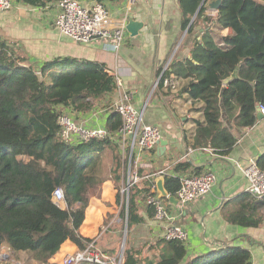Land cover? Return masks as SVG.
Instances as JSON below:
<instances>
[{"label":"trees","instance_id":"obj_1","mask_svg":"<svg viewBox=\"0 0 264 264\" xmlns=\"http://www.w3.org/2000/svg\"><path fill=\"white\" fill-rule=\"evenodd\" d=\"M35 7H44L60 0H15ZM121 2L122 0H93ZM207 1V0H206ZM182 12V30H189L205 17L202 0H178ZM230 35L215 40L214 31H205L195 41L192 61L176 62L172 70L185 80L181 91L194 101L202 102L203 120L196 122L193 146H207L227 155L237 137L224 122L233 119V126L242 131L256 121V106H264V0H222L215 15L205 21ZM18 49L0 37V248L7 246L22 264H47L70 240L79 249L93 241L81 235L79 228L92 197L111 179L120 205L121 223L127 229L142 223L139 202L150 194L153 180L131 183L126 197V175L129 149L121 153L117 131L121 116L111 111L104 138L68 142L59 135L58 107L85 112L117 89L116 77L104 63L85 62L70 56H56L33 66ZM235 73L226 84L223 80ZM164 77L158 88L161 89ZM118 138H117V137ZM117 138V140H115ZM264 171V152L256 159ZM190 168L187 162L173 165L175 172ZM141 173V171L139 170ZM164 185L176 195L180 176L164 174ZM60 188L64 207L53 201V192ZM124 188V189H123ZM264 200L249 192L243 195L238 208L228 215L231 223L259 226L264 219ZM149 215L154 214L149 205ZM161 254L156 262L139 258V250L124 248L121 264H179L186 255L181 240L159 239ZM190 259L187 264H250L249 249L231 247ZM211 253L206 254L209 255ZM1 264V262H0Z\"/></svg>","mask_w":264,"mask_h":264},{"label":"crops","instance_id":"obj_2","mask_svg":"<svg viewBox=\"0 0 264 264\" xmlns=\"http://www.w3.org/2000/svg\"><path fill=\"white\" fill-rule=\"evenodd\" d=\"M79 1L84 6L93 3V0ZM105 5L113 23L125 17L127 25L128 17L132 15L134 20L143 24L135 36H131L125 27L124 43L117 49L102 38L76 43L62 34L54 24L57 2L44 7L16 2L6 15L0 17V37L16 47L19 44L29 47L26 53L30 54V63L36 66L56 56L105 64L108 73L116 77L115 92L85 112L72 111L70 107L64 106L58 109L87 126L106 127L108 115L114 111L113 104L127 94L131 103L142 111L143 121L159 128L162 137L168 141L162 154H158V145L154 149L139 150L116 136L121 153L125 147L129 149L126 185L131 174L139 176L136 183L142 179L154 181L159 176L156 173L161 170L164 174L180 176V179L204 171L215 174L216 181L211 190L198 200L184 204L179 202L181 206L177 207L161 198L169 214L167 219L157 220L154 214H148L147 198L139 202L143 222L131 226L126 233L127 246L138 249L139 258L156 262L161 254V246H157V241L165 239L166 227L174 223L187 233V239L183 241L186 255L179 264H187L190 259L205 255L201 260L203 263L216 256L211 252L231 247L249 249L250 264H264V219L257 227H246L228 220V215L238 208L243 195L248 193L245 167L251 161L256 162L264 152V117L256 118L251 127L238 131L232 125L234 120L224 116V122L237 137L227 155H221L207 146H193L196 122L203 120L202 102L192 100L181 91L185 80L172 71L176 62L185 65L187 61H192L194 42L200 41L209 28L214 31L217 42L229 36L230 29H221L214 24L206 27L208 25L203 18L191 30L188 27L182 30V12L178 0H135L132 5L122 0L106 2ZM215 13L207 8L205 16ZM234 76L235 73L227 78L232 79ZM163 77V85L159 89L157 86ZM177 162H187L190 168L175 172L173 165ZM116 192L112 180L106 179L99 188V195L90 199L79 228L81 235L93 239L95 250L108 255L106 264L119 262L121 254H117V250L119 245L122 246L127 220L121 223ZM126 192L127 197L128 190ZM78 249L70 240H66L47 264H64L65 256ZM208 253L211 254L206 256ZM11 258H16L15 253L7 246H2L1 264H11ZM16 261L22 264L18 259Z\"/></svg>","mask_w":264,"mask_h":264},{"label":"built area","instance_id":"obj_3","mask_svg":"<svg viewBox=\"0 0 264 264\" xmlns=\"http://www.w3.org/2000/svg\"><path fill=\"white\" fill-rule=\"evenodd\" d=\"M134 2L135 0H127L128 5H132ZM15 4V0H0V12L10 11ZM54 24L62 34L76 43H86L93 38H102L117 49L125 40L126 18L123 17L113 23L106 5L96 1H93L90 6H84L79 0L58 1ZM112 108L121 116L122 124L117 133L123 141L126 140L132 148L137 147L139 150L154 149L158 145L159 139L162 137L161 131L158 127L143 121L142 111L131 103L127 94L122 95ZM259 108L264 115V106L259 105ZM57 122L59 135L68 142L104 138L110 134L104 126H87L66 113H61ZM162 174H164L163 170L156 173V175ZM244 174L248 181L247 191L264 200V171L259 169L256 162L251 161L245 167ZM138 179V175L131 174L127 186L129 187ZM215 181L216 176L212 171L185 175L181 178L176 197L181 204L198 200L211 190ZM53 201L64 207V195L60 188L53 192ZM146 201L153 207L155 219L169 218L165 204L159 198L154 186L151 187ZM164 237L168 240L185 241L187 233L181 226L173 223L166 227ZM107 259L108 255L95 250L93 242H91L85 248L67 254L64 264H106ZM11 264L19 263L11 258Z\"/></svg>","mask_w":264,"mask_h":264},{"label":"water","instance_id":"obj_4","mask_svg":"<svg viewBox=\"0 0 264 264\" xmlns=\"http://www.w3.org/2000/svg\"><path fill=\"white\" fill-rule=\"evenodd\" d=\"M221 2H222V0H209V1L208 0L207 1L202 0L197 11L192 16L191 23L194 20V17L196 16L197 12L199 11V9L201 8L202 5H204L206 8H208L210 11L216 12L220 7ZM207 20H208V16H205L204 21H207ZM142 25L143 24L141 22L134 20L132 15H129L128 22L126 25V29L131 34V36H135L138 33V30L142 27ZM199 30H202V29L199 28ZM230 80H231L230 78H225L223 80V82L227 83ZM263 117H264V115L261 113L259 105H257L256 106V118L261 119ZM167 143H168V141L165 138L161 137L159 139L158 148H157L158 154H162L164 152V150L166 149ZM154 181H155L156 192H157L159 198L167 199L169 201V203H171L174 206H177V207L181 206L177 197L174 195H170L168 193V191L166 190L165 185H164V176L159 175V176L155 177ZM126 233H127V220H126L125 228H124V235H123L122 246H121L122 251H121L120 258H119V264L121 262V258H122V254H123V250H124V246H125V242H126Z\"/></svg>","mask_w":264,"mask_h":264},{"label":"rangeland","instance_id":"obj_5","mask_svg":"<svg viewBox=\"0 0 264 264\" xmlns=\"http://www.w3.org/2000/svg\"><path fill=\"white\" fill-rule=\"evenodd\" d=\"M9 11H7V12H0V17H3L4 15H6L7 13H8ZM35 34H37V32H34ZM17 41H20V40H17ZM16 44V43H15ZM17 46V45H16ZM18 48V52H19V54H21L22 56H24L25 58H27L28 60L26 61V63H30L31 61L29 60V58H30V54H28V53H26V51H29V47H27L26 45H21V44H19V47H17ZM31 64V63H30ZM31 65H33V66H35L36 64H31ZM124 188H125V190L127 191L128 190V186L126 185V186H124ZM123 188V189H124ZM121 251H122V249H121V247H120V245L118 246V250H117V254H121ZM116 253V252H115ZM118 255V256H119ZM15 260H16V258H14Z\"/></svg>","mask_w":264,"mask_h":264}]
</instances>
